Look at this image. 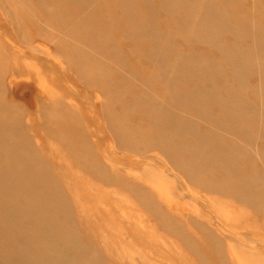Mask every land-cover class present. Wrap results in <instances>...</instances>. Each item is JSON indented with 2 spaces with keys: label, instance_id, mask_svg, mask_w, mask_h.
<instances>
[{
  "label": "bare ground",
  "instance_id": "6f19581e",
  "mask_svg": "<svg viewBox=\"0 0 264 264\" xmlns=\"http://www.w3.org/2000/svg\"><path fill=\"white\" fill-rule=\"evenodd\" d=\"M0 264H264V0H0Z\"/></svg>",
  "mask_w": 264,
  "mask_h": 264
},
{
  "label": "rangeland",
  "instance_id": "374dc122",
  "mask_svg": "<svg viewBox=\"0 0 264 264\" xmlns=\"http://www.w3.org/2000/svg\"><path fill=\"white\" fill-rule=\"evenodd\" d=\"M182 48V47H181ZM53 78H58V80L60 79L59 77H57V76H53ZM96 103H98V101H96Z\"/></svg>",
  "mask_w": 264,
  "mask_h": 264
}]
</instances>
